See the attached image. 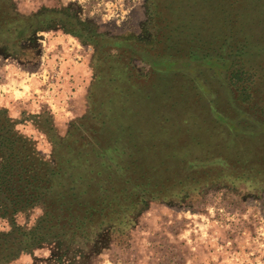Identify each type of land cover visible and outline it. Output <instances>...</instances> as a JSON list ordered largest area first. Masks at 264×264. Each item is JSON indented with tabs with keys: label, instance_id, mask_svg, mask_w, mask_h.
<instances>
[{
	"label": "trees",
	"instance_id": "1",
	"mask_svg": "<svg viewBox=\"0 0 264 264\" xmlns=\"http://www.w3.org/2000/svg\"><path fill=\"white\" fill-rule=\"evenodd\" d=\"M244 2L148 0L144 43L89 32L63 11L21 15L0 0L7 53L52 24L95 48L87 115L65 137L50 116L36 120L52 161L0 109V218L12 226L0 232V264L51 240L124 233L149 199L181 201L228 170L241 180L264 169V60L249 58ZM35 206L43 213L34 227H19L14 216Z\"/></svg>",
	"mask_w": 264,
	"mask_h": 264
},
{
	"label": "rangeland",
	"instance_id": "2",
	"mask_svg": "<svg viewBox=\"0 0 264 264\" xmlns=\"http://www.w3.org/2000/svg\"><path fill=\"white\" fill-rule=\"evenodd\" d=\"M12 1L21 15L63 11L89 32L152 41L148 0ZM243 4L249 58L264 60V0ZM19 49L11 54L0 47V109L52 161L53 145L36 120L50 116L56 134L65 137L87 115L95 48L61 24H52L34 31ZM136 65L142 73L149 70L143 63ZM260 171L238 180L228 170L181 201L149 199L124 233L105 229L93 242L78 245L51 240L8 264H264V169ZM42 213L35 206L17 213L14 222L29 230ZM11 229L10 220L0 218V232Z\"/></svg>",
	"mask_w": 264,
	"mask_h": 264
}]
</instances>
